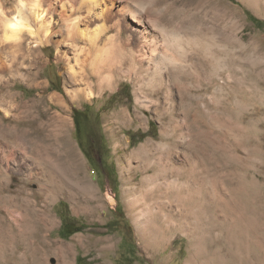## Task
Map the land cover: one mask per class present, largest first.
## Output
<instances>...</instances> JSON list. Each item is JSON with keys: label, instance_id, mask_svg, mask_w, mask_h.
<instances>
[{"label": "rangeland", "instance_id": "rangeland-1", "mask_svg": "<svg viewBox=\"0 0 264 264\" xmlns=\"http://www.w3.org/2000/svg\"><path fill=\"white\" fill-rule=\"evenodd\" d=\"M106 1L127 44L109 87L67 97L47 46L57 131L18 145L0 110L15 154L0 160V264H264V27L248 19L264 22V0ZM77 44L78 79L91 45ZM13 92L37 90L17 78ZM63 220L84 228L62 238Z\"/></svg>", "mask_w": 264, "mask_h": 264}, {"label": "bare ground", "instance_id": "bare-ground-1", "mask_svg": "<svg viewBox=\"0 0 264 264\" xmlns=\"http://www.w3.org/2000/svg\"><path fill=\"white\" fill-rule=\"evenodd\" d=\"M111 6L106 0H43L44 21L40 25L39 42H29L19 54L0 49V110L4 114L1 118L4 125L12 126L15 130L18 145L23 146L26 141H32L34 134L44 131L48 126H54L56 130L50 111L55 109L56 114L66 111L64 96L45 94L47 87L40 81L44 47L54 46L57 62L65 66L67 77L64 79V88L67 97L72 100L81 94L92 97L95 91L100 92L109 87L114 71L121 69L120 65L125 62L123 47L127 45L126 28L119 19L112 17ZM131 15L138 26L140 37L150 32L147 22L136 11H132ZM92 24L99 27L89 32ZM109 32H113L110 38L100 36ZM79 39L91 45L88 63L90 74L81 75L77 79V72L71 66L70 59L74 57L78 62V55L83 50L77 44ZM107 44L112 47L106 49ZM17 78L26 81L31 90H37L32 98L24 99L13 92ZM60 121L68 126L67 119ZM0 139L5 141L3 135H0ZM68 146L73 151L70 143ZM14 156L0 141V160L8 166L10 158ZM22 161H17L24 166L21 170L30 171V164Z\"/></svg>", "mask_w": 264, "mask_h": 264}, {"label": "clouds", "instance_id": "clouds-1", "mask_svg": "<svg viewBox=\"0 0 264 264\" xmlns=\"http://www.w3.org/2000/svg\"><path fill=\"white\" fill-rule=\"evenodd\" d=\"M43 0H0V49L22 53L36 44L44 21Z\"/></svg>", "mask_w": 264, "mask_h": 264}, {"label": "trees", "instance_id": "trees-1", "mask_svg": "<svg viewBox=\"0 0 264 264\" xmlns=\"http://www.w3.org/2000/svg\"><path fill=\"white\" fill-rule=\"evenodd\" d=\"M248 19L255 25L257 28L264 27V22L255 19L254 17L248 16ZM84 226L75 224L74 221H65L61 225V228L58 231V234L62 238H67L70 235L80 232ZM79 258H77V264H79Z\"/></svg>", "mask_w": 264, "mask_h": 264}]
</instances>
